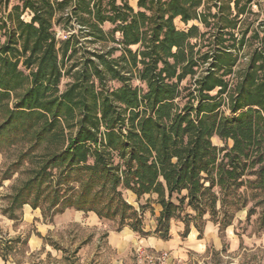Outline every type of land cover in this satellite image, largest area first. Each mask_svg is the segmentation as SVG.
Instances as JSON below:
<instances>
[{
    "label": "trees",
    "instance_id": "1",
    "mask_svg": "<svg viewBox=\"0 0 264 264\" xmlns=\"http://www.w3.org/2000/svg\"><path fill=\"white\" fill-rule=\"evenodd\" d=\"M254 1L23 0L7 11L0 0V145L27 146L17 170L37 164L3 215L15 220L44 198L46 218L74 209L143 236L155 195L162 240L172 220L182 238L193 226L203 239L207 216L223 235L240 212L264 232V21L247 23ZM178 18L206 31L180 30ZM79 38L122 54L86 51L67 65Z\"/></svg>",
    "mask_w": 264,
    "mask_h": 264
},
{
    "label": "rangeland",
    "instance_id": "2",
    "mask_svg": "<svg viewBox=\"0 0 264 264\" xmlns=\"http://www.w3.org/2000/svg\"><path fill=\"white\" fill-rule=\"evenodd\" d=\"M22 1L8 0L6 5H2V8H7V11H10L15 5H21ZM131 4L136 8L135 2H131ZM251 8L255 14L247 17V23L255 22L257 25L262 23L264 21V0H255ZM22 18L30 21V13L26 12ZM175 25L180 30H187L192 25H197L202 33L206 31L200 23L190 22L186 25L180 18L175 20ZM103 29L106 33H110L113 26L106 23ZM56 31L59 42L67 38L68 32L61 27H56ZM120 38L121 36L117 33L116 39ZM78 47L77 56L69 59L66 62L67 65L81 59L84 53H87L86 51L115 48L118 51H115L114 58H118L122 54L121 47L109 41L107 43H89L86 39L79 38ZM241 56L240 67L246 62L244 57L247 56V52H243ZM188 81L189 78L183 82L182 86H186ZM70 82L69 77H64L60 90L64 91ZM132 83L139 85L137 81ZM110 86L115 88L119 84L112 82ZM213 142L219 147L225 145L217 138H214ZM228 145L231 146V142H228ZM26 149L27 146L22 144L0 145V259L5 257L7 264H264V232L257 230L255 218L251 222L247 221L246 212L238 213L233 225L228 227L223 235L219 233L218 225L209 221V216H207L206 225H212L211 232H208L205 227L203 239L199 240L197 234V238H193L191 242L189 240L191 238L183 239L181 236L184 224L181 221L172 220L170 234L179 230L178 243L168 250H156L151 246V241L160 239L154 231L161 208L156 202L157 196L155 195L149 197V205L146 206L143 214L145 231L143 236L134 232L129 226L122 227L119 219L92 223L88 222V219L81 222L74 220L69 222L67 217L63 218L59 215L52 219L46 218L41 209L48 207V202L44 201V198L39 203L41 208L37 210L41 211L47 224L53 223L54 227L49 232H46V228L42 224L37 223L40 220L34 219L31 222L29 214H27V220H24L21 209L15 211L17 219L11 220L3 215L2 211L8 209L11 202L9 197L14 195L29 178L27 170L37 165L36 163L30 164L25 160L17 170L15 165L21 160L20 156ZM9 173L12 175L11 179L4 180ZM123 193L128 202L139 209L136 197L127 191H123ZM147 198L141 200L143 205H146ZM30 234H39L41 237H37L40 238L42 245L38 242L36 244V239H33L29 245L22 241L13 245L9 243L10 240L18 237L28 240ZM123 235L130 237L126 244H115L111 238ZM50 244L55 245L57 249ZM139 249L144 252L141 256ZM163 252L169 254V259L164 263H159L156 257H159ZM151 257H154L153 260Z\"/></svg>",
    "mask_w": 264,
    "mask_h": 264
},
{
    "label": "crops",
    "instance_id": "3",
    "mask_svg": "<svg viewBox=\"0 0 264 264\" xmlns=\"http://www.w3.org/2000/svg\"><path fill=\"white\" fill-rule=\"evenodd\" d=\"M160 206V205H159ZM161 208V206H160ZM23 214H24V220H27V214H29V218L31 220V222L34 220V219H38L40 220V222H37L38 224H42L45 228H46V232H49L51 230L53 226V223L51 224H47L44 219H43V216H42V213L41 211H38L37 209H33L31 206L29 205H24L23 208L21 209ZM161 210V209H160ZM88 215L89 217L87 218ZM60 217H63V218H66L69 220V222L71 221H82L84 219H88L89 221L88 222H92V223H96V222H99L101 221L102 219H100L96 214L94 213H84V212H81V211H77V210H74V209H68L66 210L63 214H59ZM52 225V226H51ZM206 227V230H208V232H211L212 230V225H205ZM193 228V229H192ZM178 231L179 230H175V232L171 235L170 234V239L165 241V240H162V239H154L151 241V246L153 248H155L156 250H168V249H171L174 247V245H176L178 243V239H177V236H178ZM184 231V230H183ZM204 233H205V230H204ZM197 234L199 235V232L192 226L191 227V232L189 234V239L190 242L193 240V238H197ZM38 235L37 234H30L28 236V245L29 243L34 239H36L38 244H41L42 245V242L40 241V238L37 237ZM190 236H194V237H190ZM179 237V236H178ZM187 237V238H188ZM113 242L115 244L119 243V244H126L128 242V240H130L128 236H113L111 237ZM187 238H183V239H187ZM39 240V241H38ZM201 240V239H199ZM51 246V245H50ZM0 264H7V261H4L3 259H0Z\"/></svg>",
    "mask_w": 264,
    "mask_h": 264
},
{
    "label": "built area",
    "instance_id": "4",
    "mask_svg": "<svg viewBox=\"0 0 264 264\" xmlns=\"http://www.w3.org/2000/svg\"><path fill=\"white\" fill-rule=\"evenodd\" d=\"M140 250V256L144 253L142 249ZM138 250V251H139ZM154 257H151V260H153ZM169 259V254L167 252H163L159 257H156V260L159 261V263H164V261H167Z\"/></svg>",
    "mask_w": 264,
    "mask_h": 264
}]
</instances>
